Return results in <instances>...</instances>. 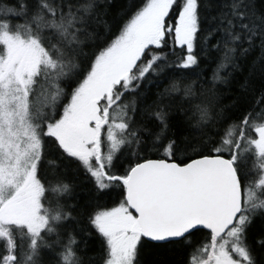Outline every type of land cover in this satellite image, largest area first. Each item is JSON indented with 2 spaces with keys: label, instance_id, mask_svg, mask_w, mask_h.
Returning a JSON list of instances; mask_svg holds the SVG:
<instances>
[{
  "label": "snow or ice",
  "instance_id": "snow-or-ice-1",
  "mask_svg": "<svg viewBox=\"0 0 264 264\" xmlns=\"http://www.w3.org/2000/svg\"><path fill=\"white\" fill-rule=\"evenodd\" d=\"M99 7L100 0H0V264H44L43 251L53 257L50 264H83L81 242L58 231L71 216L59 203L70 187L46 190L38 174L43 165L60 167L47 159L49 143L58 159L79 162L97 191L117 183L126 189L119 206L89 217L105 240L104 264H139L142 238L190 243L201 230H210L211 242L198 250L206 258L196 264H257L247 230L264 215V109L229 125L219 146L209 147L173 131L165 110L171 105L162 101L181 92L179 80L199 66L194 50L199 45L203 53L204 41L217 34L212 48L223 57L204 93L227 85L233 73L220 71H239L254 49H260L257 62L264 59V0H219L220 10L208 17L215 26L203 39L201 12L212 11V0H142L119 34L89 56L81 37L99 40ZM172 45L185 50L179 63L164 51ZM169 70L179 77L152 105L138 108L145 78L162 82ZM62 81L75 86L66 91ZM195 97L192 84L185 85L181 102ZM195 108L199 119L191 128L202 133L215 118L209 107ZM138 110L155 119V131L137 126ZM145 136L164 158L111 174L113 161L145 144ZM181 152L195 158L185 162ZM46 191L56 200L51 208ZM257 243L264 247V240Z\"/></svg>",
  "mask_w": 264,
  "mask_h": 264
},
{
  "label": "trees",
  "instance_id": "trees-1",
  "mask_svg": "<svg viewBox=\"0 0 264 264\" xmlns=\"http://www.w3.org/2000/svg\"><path fill=\"white\" fill-rule=\"evenodd\" d=\"M7 2V0H5ZM142 0H100L98 12L102 16V23L95 24V32L99 35V40H85L84 51L91 56L93 52L98 51L104 43L110 41L119 34L122 27L128 22L130 16L141 5ZM208 0H205L207 5ZM212 11H202L201 15L204 18L202 33L198 34L201 39L207 36L209 30L215 25L208 17L215 15L220 10L219 0H212ZM23 23L22 20L15 21ZM89 31H92L90 28ZM219 34L204 41V52L201 53V47L198 45L194 50L199 54V66L194 70L187 79H180L181 92L173 94L171 98L165 97L162 101L164 105H171L165 110L170 114V121L173 124V131L179 134L183 131L188 139L191 140L195 135L197 140L207 143L209 147L219 146L221 136L224 130L231 124H238L240 120L249 112L255 114L264 109V59L257 62L260 55V49H254L250 54L239 61L240 70L234 71L231 67L220 71L221 76H227L228 72H232L227 85H217L212 93H204V89L211 88V77L214 71L220 64L223 52L212 48V45L219 39ZM153 51L155 49L153 48ZM168 53V60L179 63L185 56V50L179 46L172 45L164 49ZM86 67V65H83ZM199 73V75H196ZM180 73L169 70L166 78H161L162 82H158L153 77L149 80L145 78V82L141 84L139 89L140 95H137L138 108H144L152 105L158 99V94L162 93L165 88L172 83V78H178ZM193 81L195 83H193ZM66 91H71L68 83L61 82ZM192 84L196 97L191 100H184L183 88L185 85ZM203 93V94H202ZM128 99H131L129 96ZM260 103L257 104V101ZM201 104L209 107L212 116L215 118V123L210 122L208 126H204L203 132L193 131L191 126L196 124L199 115L195 105ZM184 110L181 112V110ZM158 109H150L154 111ZM223 110V117L218 114ZM132 115V113H130ZM133 120L137 126L143 124L153 131L156 130L155 119H149L141 111H137L133 115ZM256 123H260L259 120ZM251 135V133H249ZM251 138H256L251 135ZM145 144L140 147L132 146L131 149L123 151V155H119L117 160L113 161V169L111 174L123 175L129 166L148 157H163L161 153L155 150L151 145L149 137L145 136ZM213 142H216L215 144ZM47 159L56 162L59 153L55 146L48 144ZM135 153H138L136 155ZM204 154H209L204 152ZM192 153H180V159L185 160L186 156ZM227 156V153H225ZM69 166L64 167L63 173L67 176L70 187L69 195L64 199V207L66 212L71 213V216L65 221L66 233H72L81 243L77 246L78 255L83 264H103L107 257V250L104 238L98 233L93 225L89 223V217L99 211H105L115 206H118L124 201L126 190L118 183L109 189L97 191L93 182V178L86 174L85 169L75 160H66ZM186 161V160H185ZM43 165L41 172L38 173L42 177ZM54 166H50V168ZM253 167L252 159L250 158L247 169ZM55 172H61L59 167ZM53 174V173H51ZM250 180H256L257 177L250 172ZM66 238V236H65ZM54 239V238H53ZM264 240V215L254 218L253 223L247 230V242L250 244L253 253L256 257L257 264H264V247H261L257 241ZM190 243H163L142 238L140 255L138 257L139 264H190V260L199 253V249L206 244H210V231L201 230L195 232L190 237ZM51 243L52 240L50 239ZM86 242V243H85ZM56 251H60L59 248ZM44 264H50L53 257L47 252L41 253Z\"/></svg>",
  "mask_w": 264,
  "mask_h": 264
},
{
  "label": "rangeland",
  "instance_id": "rangeland-1",
  "mask_svg": "<svg viewBox=\"0 0 264 264\" xmlns=\"http://www.w3.org/2000/svg\"><path fill=\"white\" fill-rule=\"evenodd\" d=\"M61 87H63L62 84H61ZM68 163L69 162L66 160H61V161L57 162V164H59L60 168H61L60 173L55 172V169L56 170L58 169L57 167H55V169L53 167L50 168L49 165H46L43 167V173H42L41 179H42V183L45 184L46 190L49 189L50 187H56L57 185H59L61 183H66V184L69 183L67 180V176L63 173L64 167H66V165H67V167L69 166ZM51 173H53V174H51ZM66 195H69V194H64V195L59 197V203L61 205H63V207H64L63 202H64V199L66 198ZM45 196H46L47 201H48V202H45V207H49V208L53 207L54 204L56 203V200L54 199L53 195L49 191H46ZM115 207H117V206H115ZM110 209H112V208H110ZM110 209H108V210H110ZM64 211H66L65 207H64ZM64 230H65V221L62 223V227L58 229V231L61 232L62 236H63ZM204 258H206V254H201L199 252L198 255L195 257V259L192 258V260H191L192 264H196L197 259H204ZM106 259H107V257H106Z\"/></svg>",
  "mask_w": 264,
  "mask_h": 264
},
{
  "label": "water",
  "instance_id": "water-1",
  "mask_svg": "<svg viewBox=\"0 0 264 264\" xmlns=\"http://www.w3.org/2000/svg\"><path fill=\"white\" fill-rule=\"evenodd\" d=\"M225 157L227 158V156L225 155ZM161 158H164V157H148V158H145V159H142L136 163H139V162H142L143 160H146V159H161ZM192 158H195V157H192ZM186 162V161H185ZM126 190V189H125ZM210 231V230H209ZM147 239V238H146ZM150 240V239H148Z\"/></svg>",
  "mask_w": 264,
  "mask_h": 264
}]
</instances>
